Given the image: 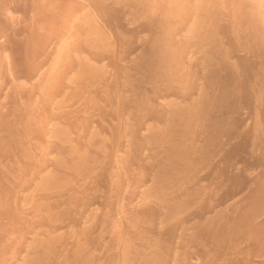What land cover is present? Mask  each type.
Returning a JSON list of instances; mask_svg holds the SVG:
<instances>
[{
    "label": "bare ground",
    "instance_id": "1",
    "mask_svg": "<svg viewBox=\"0 0 264 264\" xmlns=\"http://www.w3.org/2000/svg\"><path fill=\"white\" fill-rule=\"evenodd\" d=\"M7 1L0 0L7 38L6 47L0 38V185L15 183L0 186V209L18 210L20 218L11 216L22 227L0 220V264H264V0H26L33 12L22 11L24 20L57 37H50V64L40 59L47 64L33 73L24 64L47 40L43 29L42 41L33 40L25 22L32 38L21 42L25 51L43 44L19 52L33 55L18 64L43 94L36 95L51 100L41 101L47 121L38 118L34 87L23 100L26 79H11L22 65L13 68L9 51L17 57L26 34L17 40L7 31L11 23L23 27ZM69 100L82 107L65 106ZM134 107L161 121L129 115ZM97 109L99 128L91 117ZM67 116L87 119L73 123L77 131ZM138 145L153 156H134ZM203 169L206 183L216 179L212 191L197 179ZM131 184L135 196L125 189ZM82 187L94 196L109 189L103 219L94 204H82ZM118 189L126 192L114 197Z\"/></svg>",
    "mask_w": 264,
    "mask_h": 264
},
{
    "label": "rangeland",
    "instance_id": "2",
    "mask_svg": "<svg viewBox=\"0 0 264 264\" xmlns=\"http://www.w3.org/2000/svg\"><path fill=\"white\" fill-rule=\"evenodd\" d=\"M6 1H7V0H6ZM9 1H10V0H8L7 3H6L7 6H8V8H7L8 10H7V11H9V13L14 12L15 9L18 7V8L16 9L17 12H16L15 14H16V15H19V16H20V15H21V16L23 15V16H22V19H21V18H20L21 16H20V17H19V16H16V15L13 13V15H14V16L16 17V19H17L15 22H17L19 18H20L21 21H22V22H20V20L18 21V23H19L18 26L23 25V27L21 26L22 28L18 27V28H20V30L17 29V26H16V27L14 26L15 23H11L12 25L9 24L8 28H6L7 31H8L9 33L12 32L11 34H13V33L15 34L14 37H16V36L18 37L19 35H20V37H21V34H22V35H23V34H24V35L26 34V36H22L23 38H22V37H21V38L19 37V38L22 39V40H19V39H17V37H16V39L20 41V42H18V43L20 44V46L22 45L21 42L23 41V39H25V43H26L27 41H29V39L31 40V39L33 38L32 36L34 35V39H33V40H36V38H38L37 36H39V34L37 35V31L39 32V30H40V31H41L42 29L44 30V31H41V32H43L42 34L45 33V35H44V39L46 38L45 41L47 40V42H46V43L44 42V43L46 44V47H45V45H44V46L42 45L41 48H44L43 50L46 49V51H47L46 56L44 55V53H45L46 51L44 52V51L41 50L40 48H39V51L36 50V52L33 51L32 53H30V50L33 49V45H31V48H29L30 46H28V48H29L30 50L27 49V51H28L30 54H33V53H34V58L32 57L33 55L30 56V54L27 56L28 58L24 57V56H26V54H28V53H27V51H25V49H24V48H26V47H23V46L20 47V46L18 45V48H19V49L22 48V47H23V48L20 49L19 51H17V53H18L19 55H18L17 53H15V54H17V57H15L16 55L13 54V52H15L16 49H15V50L13 49V52H12V51H9V57L12 58V60H9V63H10V61H11L10 64H12V66H13V64H14V65L16 64L15 66L22 65L23 63H25L24 60L26 61V59H29V57H32V60H34V59L38 56L37 52H38V53L40 52L39 55H40V54H41V55H44L43 57H42L41 55H40V57L38 56L37 58H39V60H38V59H35V60H34V61H35V64H34V61H32V60H29L28 63L26 62V63L24 64V65H26V66H27V65L29 66V64H30V65L32 64V65L29 67V70H30L31 72L35 73V70H37V69H34V71H33V68H38V67L41 66V65H42V66H45L47 63H45V64H42V63L47 62V61H48V65L50 64L51 59L48 58L49 60H47V55H48V52H49V51H50L49 53H51V54L54 53V50H55V49L52 50V45H51L52 43H51V41H52L53 39H54L55 41H57V40L55 39V38H57V37H55L54 35L51 36L52 34H54V31H53V29H52L51 27H48V29H44V28H47V27H44V28L41 29V27H40L39 25H37V24H39V23H34L35 20H34V21H31V22H28V23H27V21L24 20V18H25L24 13H25V12H26L27 14H29V15H32V13H31V14L29 13L32 9H31V8H26V7L29 6V5L27 6V4H29V2L26 3V5H25V1H26V0H24V2H22V4H21V1H22V0H19L20 2H16V1H18V0H16V1H15V0H11L10 2H9ZM13 1H14V3H13ZM11 2H12V5H9ZM15 2L18 4L17 6H16ZM13 4H14V6H13ZM19 5H20V6H19ZM22 5H23V7H22ZM9 6H11V7H9ZM24 6H25V7H24ZM12 7H15V8H12ZM23 8H24V9H23ZM12 9H13L14 11H11ZM27 9H28V10H27ZM30 9H31V10H30ZM19 10H21V13H19ZM29 10H30V11H29ZM22 11H24V13H23ZM27 11H28V12H27ZM31 12H33V11H31ZM17 13H19V14H17ZM22 13H23V14H22ZM26 13H25V14H26ZM34 13H35V12H34ZM33 15H34V14H33ZM11 16H12V14H11ZM17 17H18V18H17ZM6 18H11V17H6ZM6 18H5V19H6ZM25 22L29 25V27H30L32 30L34 29V30H33L34 33H33V32L31 33V34H32V35H31L32 38L29 37L30 35L27 36L28 34H30L31 29L28 27V25H27ZM32 22H33L34 24H32ZM18 23H17V24H18ZM29 23H31V24H29ZM24 25L27 26L28 29H30V31L27 30V27H25ZM30 25H32V26L37 25V27L35 26L37 29L35 30V27H32V26H30ZM38 27H39V28H38ZM15 28H16V29H15ZM23 28H26V29H23ZM0 29H1V24H0ZM38 29H39V30H38ZM50 29H52V30H50ZM1 30H2V29H1ZM21 30H23V32H25L26 30H27V31H26V33H23ZM45 30H47V31H45ZM35 31H36V32H35ZM50 31H51L52 33H51ZM1 32H2V31H0V34H1V35H0V38H1V40L4 41L5 43L2 42L1 40H0V43H1V42L4 43V45L2 44V46H5V47H6V44H7V42H6L7 40H6V39H7V38H6L5 35H3V33H1ZM4 32H5V30H4ZM49 32L51 33V35H49V34H50ZM5 33H6V32H5ZM27 33H28V34H27ZM35 33H36V34H35ZM46 33H47V36H46ZM48 33H49V34H48ZM16 34H17V35H16ZM2 35H3L5 38L2 37ZM35 35H36V36H35ZM24 37H25V38H24ZM35 37H36V38H35ZM47 37H48V38H47ZM50 37H51L52 40L50 39ZM54 37H55V38H54ZM3 38H4V39H3ZM26 38H29V39L26 40ZM42 38H43V37H42V35L40 34V38H38V40L41 39V41H42ZM44 39H43V41H44ZM114 41L116 42L117 39H114ZM114 41H113V42H114ZM31 42H32V41H31ZM34 42H35V41H34ZM38 42H39V41H38ZM53 42H54V41H53ZM22 43H24V42H22ZM35 43H36L37 46H35ZM35 43H34V46H35L34 48H35V49H37V47H39V44H43V43H41V42H39V43L35 42ZM47 43H48V49H47ZM31 44H32V43H31ZM49 44L51 45V47H49V46H50ZM54 44H55V43H53V45H54ZM2 46H0V48H3ZM18 48H17V49H18ZM35 49H33V50H35ZM0 50H1V53H0V54H3V52H5V51H4V50H5L4 48H3V49H0ZM23 50L26 52V54H25V55H22V54L20 55V53H21ZM51 50L53 51V53L51 52ZM121 50H122V49H121ZM2 51H3V52H2ZM20 51H21V52H20ZM24 51L22 52L23 54L25 53ZM7 52H8V51H6V53H7ZM19 52H20V53H19ZM43 52H44V53H43ZM10 53H11V54H10ZM12 54H13V55H12ZM51 54H49L48 56L53 58V56H52ZM36 55H37V56H36ZM50 55H51V56H50ZM35 56H36V57H35ZM13 57H15V58H14L15 60H17L16 58H18L19 60H17V61H19V62L16 61V63H14V59H13ZM22 58H23V59L26 58V59L23 60ZM42 58H44V59L47 60V61L44 60L43 62H41L40 59H42ZM20 59L23 60V63H22V64H18V63H21V62H22ZM36 60H38V63H36ZM42 60H43V59H42ZM27 61H28V60H27ZM31 61H32V63H31ZM39 61H40V62H39ZM39 63H41V65H40ZM38 64H39V66H38ZM33 66H34V67H33ZM112 66H114V65L108 66V68L111 67V68H112V72H113V74H114V73L116 72V69H114L115 67H112ZM20 67H22V68H20ZM20 67L17 68V69H19V71H18V70L16 69V67L14 68V66H13V68H14L16 71H14L15 74H14V76H12V77H15V78H11V77H10L11 79H16L17 76H20L22 73L29 71V70H25V69H28V68H27V67L24 68L25 66H23V65L20 66ZM4 68H6V67H4ZM4 68L2 67V69H4ZM31 69H32V70H31ZM113 69H114L115 72L113 71ZM24 70H25V71H24ZM106 70L109 71V70H111V69L108 70V69L106 68ZM21 71H22V72H21ZM112 72H110V73L107 72V73L111 75ZM27 73H28V74H27ZM27 73H24V74H25V75L27 74L26 76H29V73H30V72H27ZM33 73H32V74H33ZM25 75H23L24 78H21V77H23V76L21 75V76L18 77L16 80H19V79L21 78V80H20L19 82H20V83L23 82L22 84H24V83H25V80L22 81V79H26V78H25V77H26ZM7 79L9 80V78H7ZM21 81H22V82H21ZM33 81H34V80H32V82H29V81H27V79H26V82H27L26 84H27V85H26L25 88H24V86H23V88H24L23 90H26L25 93L21 92V91H22V90H21L22 85H20L21 87H20L19 90H20V95H21V97H20V95H19V97H20L21 99H23L24 97H26L28 94H29L28 96H30V93L32 92V93H34V94H33L34 99H33L32 97H31V98H32L33 101H35V97H36L37 95H41V94H42V93H39L38 88H35L36 85H35V83H34ZM4 82H5V80H4ZM4 82H3V84L5 85L7 81H6L5 83H4ZM28 82L30 83L29 86H28V84H29ZM3 84H2V86H3ZM31 84H33V85H31ZM24 85H25V84H24ZM34 85H35V86H34ZM30 86H32L31 88L34 87L33 91H31V92L27 91V89H28V90L31 89V88H29ZM3 87H4V86H3ZM27 87H28V88H27ZM18 88H19V87H18ZM35 89H37L36 92H35ZM17 91H18V89L16 90V93H17ZM32 93H31V95H32ZM36 93H38V94L36 95ZM18 94H19V91H18L17 95H18ZM24 94H27V95H24ZM35 95H36V96H35ZM42 95H43V94H42ZM38 97H39V96H37V98H36V99H38V100H37L38 102L36 101L35 103H39V102H40V104H41V101H42L43 104H46L47 101H48V102H51L50 99H49L50 101L47 100L46 95L44 96V97L46 98V102H45V103L43 102V98H44L43 96H40V97H39V98H41L40 100H39ZM42 97H43V98H42ZM64 97H65V96H64ZM45 98H44V101H45ZM66 98H67V97H65V99L63 98V99L65 100V102L68 101V100H67L68 98H67V99H66ZM115 98H118V97H115ZM115 98H114V100H116ZM118 99H120V98H118ZM118 99H117L116 102L113 100V102H115L114 104H115L116 106H119L120 103L122 102V100L120 101V100H118ZM23 100H24V99H23ZM70 100H71V99H70ZM70 100H69V102H68L69 104H66V103H65V106H67V107L70 106V107H71V105L74 103L73 106H76V108H78V106H80V105H81L80 107H82L83 102L80 101V104L77 106V105L75 104V102H74L75 99L72 100V101H73L72 104L70 103V102H71ZM8 101H9V100H8ZM5 103H6L7 106H8L9 103H8L7 101H5ZM76 103L78 104L79 101H77ZM6 104H5V107H6V108L4 109V112H8L7 110L11 107V105H10L9 108H7ZM40 104H37V105H40ZM70 104H71V105H70ZM41 106H42V104L40 105V107H41ZM73 106H72V110L75 112L76 110H74V109H76V108L73 107ZM83 106H84V105H83ZM42 107H43V106H42ZM42 107H41V108H42ZM80 107H79V109H80ZM41 108H39V109L41 110L42 113H41L40 110H39V111L37 112V114L40 113L39 115H41V117L39 116L38 118H39V120L42 119V121H43V119H45V116H42V114H43V115L46 114V112L43 113L44 109H46V108H45V107H43L42 109H41ZM73 108H74V109H73ZM53 110H54L55 112L51 111V114H52V112L55 113V114H57V115L53 114V115H55V116H53V117H55V118L62 117V113H60L59 111H58L59 113H57V110H55V109H53ZM65 110H66V111H71V113L73 112L71 109H70V110H69V109L67 110V108H66ZM111 110H112V109H111ZM111 110H110V111H111ZM135 110H136L135 107H134L133 110H132V108H130V111H129V112H130L131 114H129L128 110H127V114H129V115H131V116H136V117L138 116L137 114H139V116H142V117H143L144 115H146L147 117H148V116H149V117H153V115H155L154 113H152L153 115H150L151 112H148V111H145V112H144V111H142V110H141L140 108H138V107H137L136 113H135V112L133 113V111H135ZM138 110H139V111H138ZM45 111H46V110H45ZM96 111H97V112H96ZM98 111H99L98 109L95 110V111L93 110L92 113H91V117H92V119H93V124H94V123L96 124V125L94 124V126H95V127L97 126V127L99 128V126L101 127L102 122H101V119L99 118V115H98L99 112H98ZM74 112H73V113H74ZM94 112H95V114H94ZM71 113H69V114H71ZM96 113H98V114H97L98 117H97ZM141 113H142V115H141ZM60 115H61V116H60ZM95 115H96V116H95ZM156 115H158V114H156ZM51 116H52V115H51ZM56 116H58V117H56ZM80 116H81V115H80ZM146 116H144V117L146 118ZM49 117H50V116H49ZM49 117H48V118H49ZM53 117H50L49 120H51V118H53ZM84 117H85V116H84ZM84 117H81V118L78 117L77 119H75L74 117H71V116L68 117V116H67V119L69 118V119H68L69 123H68L67 121H65V122H67L68 125L71 124V125H70V128L73 127V129H77L76 127L81 125L80 120H79V121H77V120H78V119H81V120H82ZM159 117H161V116H157V117L154 116V117H153L156 121H158L156 124H159V122L161 121V120H160L161 118H159ZM48 118H47V119H48ZM62 118H63V117H62ZM156 118H157V119H156ZM70 119H71V121H70ZM85 119H87V118L85 117L83 120L85 121ZM148 119H149V118H147V120H145V122H148L149 120H151V123H154V124H155L156 121H155L154 119H152V118H150L149 120H148ZM39 120L37 121V123H38V124H41L42 121L39 122ZM72 120H73V122H72ZM83 120H82L81 122H83ZM96 120H100V121L98 122V121H96ZM153 120H154L155 122H154ZM159 120H160V121H159ZM45 121H47V120L45 119ZM45 121H44V124H45ZM70 122H72V123H70ZM75 122H78V124L80 123V125H77V123H75ZM114 122H115V123H114ZM116 122H117V121H111V123H113L114 125H115V124L117 125ZM42 123H43V122H42ZM73 123H75L77 126L75 127V125H74ZM99 123H101V124H99ZM145 124H146V123H145ZM71 126H72V127H71ZM73 129L71 130V132L74 131ZM139 129H141V127H140ZM34 130H37V128H35ZM34 130L31 131V132H32L31 135H33V134H35V133L37 132V131H34ZM24 131H25V130H24ZM24 131H23V132H24ZM33 131H34V132H33ZM77 131H78V129H77ZM143 131H145V130H143ZM21 132H22V131H21ZM23 132L21 133V135H23ZM75 132H76V130H75ZM37 133H38V132H37ZM37 133H36V134H37ZM72 133H74V132H72ZM72 133H71V134H72ZM139 134H140V135H139ZM139 134H138L139 136H141V134H143V136H144L146 133L139 132ZM38 135H39V133H38ZM38 135H33V136H31V137H34V136H35L34 138H31V140L33 139V141H36V137L39 138V136H40V135H39V136H38ZM72 135H73V134H72ZM76 135H77V134L75 133V135L72 136V138H74V140H77V139H75V136H76ZM76 138H77V137H76ZM38 140H39V139H37V141H38ZM124 141H125V140H124ZM124 141H122L121 144H123ZM21 143H22V142H21ZM54 143H55V145H56L57 142H53L52 144L54 145ZM52 144H51V145H52ZM62 146H63V145H62ZM121 146L123 147V145H121ZM142 146H143V145H142ZM142 146H141V147H142ZM63 147H64V146H63ZM65 147H67V146L65 145ZM141 147H140V145H138L136 148L139 150V149H141ZM143 147H145V146H143ZM143 147H142V149H143V152H144V153L141 152L142 149L139 150V151H136V150L133 149L134 151H136L137 154H135V152L133 151V152H132V155H131V158H133V157L136 156V155H140V154L142 153L140 156L144 158V156H143V154H144L145 157H146V159H147L149 156H151V155L154 153L153 151H151V147H149V149H145L146 147H145V148H143ZM136 148H135V149H136ZM63 149H64V148H63ZM145 150H146V151L149 150L151 153H152V152H153V153L150 155V152H149V151H148V152H145ZM139 152H140V153H139ZM34 153H36V152H33L32 155H33ZM133 153L135 154L134 156H133ZM147 154L149 155L148 157L146 156ZM34 155L36 156L37 153L34 154ZM132 156H133V157H132ZM152 156H153V155H152ZM144 159H145V158H144ZM131 160H132V159H131ZM24 161H25V160H24ZM24 161H23V163H24V164H27L26 162H28V161H27V160H26L25 162H24ZM23 163H22L21 165H24ZM135 166H136V165H135ZM118 168H119V167H118ZM133 168H135V167H133ZM21 169H22L23 171L26 172V170L23 169V167H22ZM148 169H149V168H148ZM22 170H20V171H18V172H20L19 174L23 173V174H21V175H23L22 177L25 178V175H24L25 172H21ZM208 171H209V170H208ZM208 171H207L206 169H205V170L203 169V170L200 172L202 175L199 173V175L197 176V179L200 178V179H201V182L204 181V182H205V185H206L207 187H210V191H212L211 189H212L213 187L215 188V185H216V184H215L214 182L216 181V179H210V180L208 181V183H206V181L203 180V179H205V177L203 178V176H205V175L207 176ZM19 174L17 173V175H16L17 177L14 178V180L17 179V180H19L18 182H20V183L22 182V183H23V181H24L25 179H24V178L21 179V175L18 176ZM138 176L141 177V175H137L136 177L134 176L133 180L138 179V178L140 179V177H138ZM137 177H138V178H137ZM201 177H202V178H201ZM19 178H20L21 180H20ZM141 178H142V177H141ZM9 179L11 180V178H7V180L5 179V180L3 181V183L6 184V186L2 183V184L0 185L1 188H3V189L6 188V189L8 190L10 187H12V185H14L15 182L12 184L11 182H13V180L10 181ZM200 179H199V181H200ZM8 180H9L10 182H9ZM17 180H16V181H17ZM131 180H132V179H131ZM202 180H203V181H202ZM197 181H198V180H197ZM103 182H104V181H103ZM9 183L12 184V185H10ZM209 183H211V184H209ZM88 184H89V183H85V186H84V184H82V185H83L84 187H86ZM202 184H203V183H202ZM15 185H17V184H15ZM82 185H81V186H82ZM203 185H204V184H203ZM130 186H131V187H130ZM7 187H9V188H7ZM13 187H14V186H13ZM84 187H82V188H84ZM17 188H18V187H17ZM17 188L15 187L16 190H17ZM82 188H80V189H82ZM127 188H128V189H127ZM129 188H130V189H129ZM133 188H134V187H133ZM214 188H213V189H214ZM6 189H5V190H6ZM125 189L128 190V193H127V194H130L131 191H132V192L134 191V189H132V184L129 185V186H127ZM131 189H132V190H131ZM135 189H136V188H135ZM82 190H83V189H82ZM82 190H80V192H79V193H81V194H79V199L81 200V199L83 198L85 201H87V204H90V205H91V204H94L93 207H91L92 209H93V208L95 209V211L93 210L94 213H95L94 216H96V215L100 216L101 218H99L98 220L103 219V218H102L103 215H99V214H103V213H105V212H104L105 209H102V205L106 203V200H105L106 196H108V197L110 196V195H109V194H110L109 189H104L103 191L101 190L102 193H101V191L99 190V192H98L99 194H98L97 196H96V195L94 196V195H93L94 192L92 193L91 191L89 192V194H88V192H87V194H85V192H84V191H85V188H84L83 191H82ZM105 190H106V191L108 190V193H109L108 195H107V192H106ZM119 190H120V189H118V191H119ZM122 190H123V191L113 192L112 194L114 195V194L116 193L115 195L118 196V195L120 194V192H126L124 189H122ZM94 191H95V190H94ZM214 191H215V190H214ZM82 192H83V195H84V194H85V195H89V196L91 195V197H89V196H88V197H87V196H83V195H82ZM96 192H97V191H95V194H97ZM104 192H105V193H104ZM132 192H131V193H132ZM139 192H140V191H138V193H139ZM90 193H91V194H90ZM100 193H101V195H100ZM117 193H118V194H117ZM133 193H134V192H133ZM136 193H137V192H136ZM136 193H134L133 196H135ZM40 194H43V193L40 192ZM102 194H103V195H102ZM80 195H82V196H80ZM92 195H93V196H92ZM113 195H112V196H113ZM115 195H114V197H116ZM137 195H138V194H137ZM8 196H9V195H8ZM40 196H43V195H40ZM102 196H103V197H102ZM85 197H86V198H85ZM8 198H9V199H12V198H10V197H8ZM90 198H91V199H90ZM83 199L81 200L82 204L84 203V200H83ZM86 199H87V200H86ZM13 200H15V199H13ZM13 200H11V201H13ZM88 200H89V201H88ZM91 200L93 201V203H92ZM98 200H99V201H98ZM133 200H134V199H133ZM35 201H36V199H35ZM88 202H90V203H88ZM98 202H99V203H98ZM102 202H103V203H102ZM133 202H134V201H133ZM133 202L131 201V203H129V201H127V202L125 201V202H124V207L126 206V207H133V208H134V206H130V205H134ZM125 203H126V204L129 203L130 205L128 204L129 206H127ZM134 203H135V202H134ZM85 204H86V202L84 203V205H85ZM96 204H97V205H96ZM95 207H97L98 209H96ZM99 207H100V208H99ZM101 209H102L103 211H101ZM6 210H7V209H6ZM6 210H3V208L0 209V212H1V213H0V220H3V221H7V220H8V221H7V222H9L8 224H11V225H12V223H13V224L15 223V226L19 225V226H17V228H18V227L21 228L22 225H20V224H22V223H20V222H16L17 219H15V222L13 221V220H14L13 217L15 216L14 214H16V216H15L16 218H17V217H19V218L21 217L20 214L17 215V213H18L19 211H18V210H15L14 213H13V211H12V213H10V215H9V212H7L8 210H7V211H6ZM17 211H18V212H17ZM102 212H103V213H102ZM2 213H4V214H3L4 216L2 215ZM98 213H99V214H98ZM11 215H14V216H11ZM119 215H120V216L122 215L121 217L124 216L123 214H120V213H119ZM1 216H2L3 218H2ZM7 216H8V217H7ZM98 216H97V217H98ZM15 217H14V218H15ZM77 217H80V215H77ZM124 217H125V216H124ZM10 218H11L12 220H11ZM19 218H18V219H19ZM125 219L128 220L127 218H125ZM18 221H19V220H18ZM7 222H5V223H7ZM3 223H4V222H3ZM95 223H96V222H93V223H92L93 226L91 227V229L93 228V231L95 230V233H94L92 230L90 231V232L92 233V235L94 234V235H93L94 237H96L97 234H98V232H99V227H98L97 225L94 226ZM126 223L130 224L129 221H127ZM126 223H125V224H126ZM8 224H7V226H8ZM96 224H97V223H96ZM128 224H126L125 226H126V227H129ZM4 225H5V224H4ZM11 225H9V227H11ZM7 226H5L6 229L9 228V227H7ZM12 226H13V225H12ZM97 229H98V230H97ZM97 231H98V232H97ZM4 232L7 233L6 231H4ZM91 233H90V234H91ZM88 234H89V233H88ZM2 235H3V232H2V234H1V236H2ZM109 236H110V237L107 236V238H108L107 240L110 241V242H109V244H110V243H112L111 241L114 240L115 238H113L112 233H111V235H109ZM111 237H112V238H111ZM109 238H110V240H109ZM12 240H14V239H12ZM16 241H19V239L16 240ZM21 241H24V240H20V242H18V243H21ZM13 242H15V241H13ZM13 242L11 241V243H13ZM8 243H9L8 245L11 244L10 242H8ZM22 243H23V242H22ZM12 245H13V244H12ZM18 247H19V248H18ZM18 247H16V248L19 250V249H20V246H18ZM16 248H15V249H16ZM17 249H16V251L20 253L21 249H20V251H18ZM1 252H2V251H1V247H0V253H1ZM21 252H22V251H21ZM97 252L100 253V251H97ZM100 254H101V253H100Z\"/></svg>",
    "mask_w": 264,
    "mask_h": 264
}]
</instances>
